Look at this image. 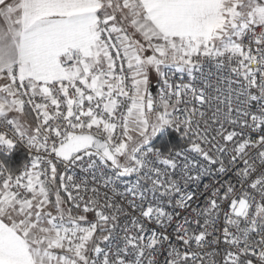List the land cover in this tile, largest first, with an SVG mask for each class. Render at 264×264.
<instances>
[{
  "label": "snow or ice",
  "instance_id": "obj_1",
  "mask_svg": "<svg viewBox=\"0 0 264 264\" xmlns=\"http://www.w3.org/2000/svg\"><path fill=\"white\" fill-rule=\"evenodd\" d=\"M20 144L0 264H264V0H0Z\"/></svg>",
  "mask_w": 264,
  "mask_h": 264
},
{
  "label": "trees",
  "instance_id": "obj_2",
  "mask_svg": "<svg viewBox=\"0 0 264 264\" xmlns=\"http://www.w3.org/2000/svg\"><path fill=\"white\" fill-rule=\"evenodd\" d=\"M180 143L179 134L171 129H166L160 133L152 141V146L164 150L171 145H177ZM25 155L20 150L12 151L8 156L4 157V161L7 166L11 168H18L24 162Z\"/></svg>",
  "mask_w": 264,
  "mask_h": 264
},
{
  "label": "built area",
  "instance_id": "obj_3",
  "mask_svg": "<svg viewBox=\"0 0 264 264\" xmlns=\"http://www.w3.org/2000/svg\"><path fill=\"white\" fill-rule=\"evenodd\" d=\"M16 149L22 151V152L24 153V155H25L24 162L20 165V167H18V168H21V167H23L26 163L29 162V160H30L29 152H28V149H27L23 144L17 145V147H16L14 150H16ZM14 150H13V151H14ZM8 155H9V154L0 153V157H3V159H4V157H6V156H8Z\"/></svg>",
  "mask_w": 264,
  "mask_h": 264
}]
</instances>
